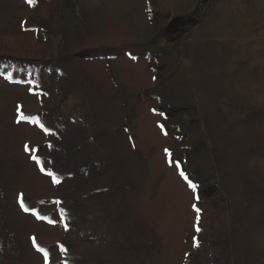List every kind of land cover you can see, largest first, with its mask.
<instances>
[{
    "label": "rangeland",
    "instance_id": "obj_1",
    "mask_svg": "<svg viewBox=\"0 0 264 264\" xmlns=\"http://www.w3.org/2000/svg\"><path fill=\"white\" fill-rule=\"evenodd\" d=\"M0 264H264V0H0Z\"/></svg>",
    "mask_w": 264,
    "mask_h": 264
},
{
    "label": "snow or ice",
    "instance_id": "obj_2",
    "mask_svg": "<svg viewBox=\"0 0 264 264\" xmlns=\"http://www.w3.org/2000/svg\"><path fill=\"white\" fill-rule=\"evenodd\" d=\"M26 2L30 6H34L35 3H36V0H26ZM18 112H20L19 108H18ZM27 119H29V118L27 116H25L22 112H20V115H19V118H18L17 122H20L21 120H27ZM32 122L38 123L41 128H44V125L42 123H40L39 120H35V121H32ZM44 130H45V132H48V129L45 128ZM25 150L26 151H31V149L27 145L25 146ZM169 156H171V153H169ZM32 159L37 160L38 163H41L36 156H33ZM169 162L171 163L172 161L170 160ZM41 171H46V169L42 166L41 167ZM47 174L53 178V182L54 183L58 184V183L61 182L60 179L55 175V173H53L51 171H48ZM180 175L188 182L189 187L195 193L197 188H198V185L193 183L183 170L180 171ZM196 199L199 200V196L198 195H196ZM20 203H21V207H23L24 211H26V212L29 211V209L24 205V202H23L22 198L20 200ZM193 207H194V210L197 213L196 230L200 231L201 229L199 227V222H200L201 209L197 208L195 205H193ZM49 222L52 223L53 221H49ZM65 227L67 228V225H65ZM33 243H34V246H35V238H33ZM197 246H198V242H197ZM38 250L44 253L45 259L47 260L48 259V255H49L48 252L45 249H43V248H38Z\"/></svg>",
    "mask_w": 264,
    "mask_h": 264
}]
</instances>
